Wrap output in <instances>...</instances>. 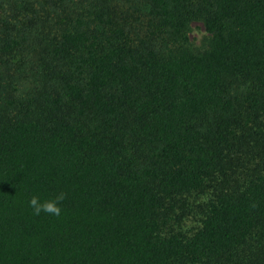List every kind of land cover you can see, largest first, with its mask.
<instances>
[{"label":"trees","instance_id":"16d2710c","mask_svg":"<svg viewBox=\"0 0 264 264\" xmlns=\"http://www.w3.org/2000/svg\"><path fill=\"white\" fill-rule=\"evenodd\" d=\"M0 264H264V0H0Z\"/></svg>","mask_w":264,"mask_h":264},{"label":"clouds","instance_id":"9594fccd","mask_svg":"<svg viewBox=\"0 0 264 264\" xmlns=\"http://www.w3.org/2000/svg\"><path fill=\"white\" fill-rule=\"evenodd\" d=\"M66 193L59 192L54 198L41 200L38 196L32 195L28 200V205L32 209L34 215H40L42 212L55 217L61 215L62 209L60 204L66 199Z\"/></svg>","mask_w":264,"mask_h":264},{"label":"rangeland","instance_id":"374dc122","mask_svg":"<svg viewBox=\"0 0 264 264\" xmlns=\"http://www.w3.org/2000/svg\"><path fill=\"white\" fill-rule=\"evenodd\" d=\"M203 26L198 21H192L189 24L188 40L193 47H200L206 37Z\"/></svg>","mask_w":264,"mask_h":264}]
</instances>
